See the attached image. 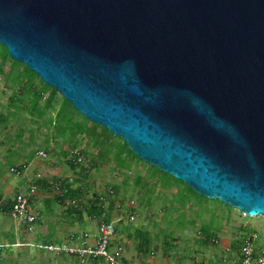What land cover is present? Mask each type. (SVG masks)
I'll return each instance as SVG.
<instances>
[{"label":"water","instance_id":"95a60500","mask_svg":"<svg viewBox=\"0 0 264 264\" xmlns=\"http://www.w3.org/2000/svg\"><path fill=\"white\" fill-rule=\"evenodd\" d=\"M0 44L143 163L264 216V0H0Z\"/></svg>","mask_w":264,"mask_h":264},{"label":"rangeland","instance_id":"374dc122","mask_svg":"<svg viewBox=\"0 0 264 264\" xmlns=\"http://www.w3.org/2000/svg\"><path fill=\"white\" fill-rule=\"evenodd\" d=\"M4 58H6L4 46L0 44V113L3 114L7 111V99L13 89L12 84L6 81L4 77L11 68V60L6 58L5 62H2ZM58 103L59 100L58 102L56 101L55 108L58 107ZM49 115L51 116V114ZM27 124H29L28 121ZM31 126L32 128L35 127L34 124ZM45 133L46 131L43 128L40 133L34 134V145L26 143L27 133L24 134L23 144H14L16 148L19 147L17 161L30 150L40 149L39 144L42 142ZM3 139L4 135L0 134V141ZM65 140L58 139L59 145L49 155L39 152L26 165L20 176L10 172V167L5 163L4 149L6 146L0 145V180L3 177L6 180V185L2 188V194L10 198L16 191L22 188L25 182H32L35 178H46L48 181H51L52 177H56L74 181L76 176L68 166L67 158L61 152H58L59 147L61 148L60 151L67 148L68 139ZM76 149L79 152L85 149L84 143H78ZM87 152L95 153V150L88 147ZM125 156L126 154L123 153V157ZM87 157L89 159L86 162L90 164L91 155L89 154ZM125 162L128 165L126 171L129 177L126 184H124L123 180L124 174L113 170L114 162L111 160L108 163H101L97 168L93 169L90 178L86 180L88 198L92 192L105 188L106 184L121 186L118 200L122 199L125 202L133 199L135 210L139 212L135 214L131 227L137 228L143 226L150 234H153L155 231H162L159 233L160 242H163L170 235L176 236L172 245L174 249H166L163 246L159 247L154 255H142L137 249L138 240L129 238L127 232H125L127 222L115 223V225L118 224L117 226L120 229L116 239L124 247L126 256L133 259L132 263L139 264V259L149 258L155 264H238V252L231 249V243L240 241L242 238L251 235H254L255 245L264 249V216H244L238 210L230 208L218 200H210L195 194L189 196L186 193H179L182 187H176L175 185L164 186V188L161 185L160 177L157 175L154 177L150 176L143 164L135 165L134 162H129L128 160ZM138 176H142L139 186L136 183ZM143 184H146L144 189H142ZM10 187L11 191L6 193L5 191H8ZM137 192L142 194V200L137 196ZM53 195L54 192L49 193L46 190H37V195H35L37 199L33 201L32 206L33 211L36 209V217L38 216L36 212L43 210L42 208L44 207L42 201V205L41 202L39 205L37 201L46 198L52 199ZM143 205L146 208L149 207L152 212L148 218L143 217L146 214ZM171 208L172 211L170 210ZM51 210V212H47L45 215L39 217L40 224L35 223L34 231L31 234H27L21 229L18 235H16L15 222L9 216L5 218L6 222L4 224L9 227V230L15 232V236L12 233L13 238H9L8 241L6 240V247L0 250V264H79L73 258H69L66 255H54L53 252L45 249V245L48 244L45 243L47 238H44L45 235L43 234L45 231L41 227L47 224L44 222L52 221L51 225L54 226V229L60 230L61 224L65 226L67 225L66 221L72 220L64 216L62 213L63 208L55 201L52 204ZM91 224L95 225V222L88 220L87 225L91 226ZM177 224H179V227ZM79 226L80 224L77 222L71 228L67 225V232L76 231L77 233H81ZM201 227L203 228L204 235L213 237L214 242L210 240L208 244L204 245L194 241L203 239L204 235L200 233ZM129 230V232L133 231V229ZM66 234L64 232L61 233L62 236ZM33 236L34 239H38H32Z\"/></svg>","mask_w":264,"mask_h":264},{"label":"trees","instance_id":"16d2710c","mask_svg":"<svg viewBox=\"0 0 264 264\" xmlns=\"http://www.w3.org/2000/svg\"><path fill=\"white\" fill-rule=\"evenodd\" d=\"M4 53L5 57L11 60V68L4 77L6 81L12 84L13 89L7 99L6 113H0V134L4 135V139L0 141V145L6 146L4 149L5 163L10 167V170H12L10 172L16 175L15 172L18 171V176H20L26 168V165L33 157H36L39 152L49 155L54 152V149L59 145L58 139H68L67 148L60 151L61 148L59 147L58 152H61L62 155L67 158V164L76 176L74 181L52 177L51 181H48L46 178H35L32 182H25L23 184L22 188L17 193L29 196L30 203H32L35 195H37V190H46L49 193L54 192L52 199L46 198L43 200L45 206L43 210L39 211L35 223L40 222L39 217L52 211L51 209L54 201L63 208L62 213L64 216L72 219L67 221L71 224L73 222L85 223L90 216L97 218L95 223L96 226L102 221L110 222L112 219V212L117 210V202H122V199L118 200L121 186L106 184L105 188L92 192L88 198L89 195L86 184V180L90 178L92 170L97 168L101 163H108L110 160L114 162L113 170L124 174V184L127 183L129 178L126 171L128 165L125 162L128 160L129 162H134L135 165L143 164L150 176L154 177L157 175L160 177V182L163 187L175 185L176 187H182L179 193H186L189 196L195 194L179 180L137 159L120 138L111 135L105 128L86 120L66 100L58 96L59 94L56 91L43 84V82L25 65L12 60L5 47ZM6 58H4L2 62H5ZM58 100V107L55 108L56 101L58 102ZM49 114H51V116ZM27 121L29 124H27ZM30 124H34L35 127L32 128ZM43 128L46 133L42 138V142L39 144L40 149L30 150L17 161L19 147L16 148L14 144H23L24 134L27 133L26 143L34 145V134L40 133ZM78 143H84L85 146V149L80 151V155L84 160L83 163H77L71 153L72 150L77 148ZM88 147L95 150V153L87 152ZM123 153L126 154L125 157H123ZM89 154L91 155V160H89L91 163L89 164L88 162L87 164L86 160L89 159L87 157ZM141 181L142 176H138L136 178L137 186L140 185ZM74 184H76V186H74ZM31 186L36 190L35 195H30ZM142 187V189H144L146 184H143ZM110 191H112V194L109 193ZM137 194L142 200V194L140 192H137ZM0 199L2 198L0 197ZM105 202L107 203L106 207L103 206ZM4 204L5 206L2 208V211L6 213L10 211L12 202L8 199ZM143 207L146 212L143 217L148 218L151 216L152 212L149 207L146 208L145 205H143ZM128 210L133 211L135 214L139 213L136 212L135 207ZM170 210L172 211V208ZM102 212H105L104 217H102ZM122 222L125 221L116 223L120 224ZM117 225H115L116 234L120 232ZM131 225V222L126 223L125 232H127L129 238L138 240L137 249L142 255H153L158 251L159 247L163 246L166 249H174L172 245L174 244L173 241H175L174 239H176V236L170 235L163 242H160L159 233L162 231H155L153 234H150L143 226L134 228L131 227ZM177 226L179 227V224H177ZM129 229H133V231L129 232ZM200 233L204 235L202 227ZM210 240L214 242L213 237L204 235L203 239L200 241H194L198 244L205 245L208 244ZM242 240L243 238L240 241L232 242L231 249L238 251L241 247ZM45 243L57 244L58 242H55L49 237ZM257 249L261 248L257 247ZM99 263H101V261L97 259L88 261L87 264Z\"/></svg>","mask_w":264,"mask_h":264},{"label":"built area","instance_id":"2783aa9c","mask_svg":"<svg viewBox=\"0 0 264 264\" xmlns=\"http://www.w3.org/2000/svg\"><path fill=\"white\" fill-rule=\"evenodd\" d=\"M71 153L77 163L84 162L79 150L74 149ZM15 174L18 176L19 172L17 171ZM109 193L112 194V191ZM35 194L36 190L31 186L30 195ZM134 204L133 200L122 201L121 203L117 202V210L114 212V219L110 222H99L97 225V240L93 245L88 244L86 237L83 236L78 241L72 237L60 244L45 245V249L53 252L54 255L74 257L80 264H87L88 261L97 259L101 261L99 264H126L124 259V247L116 239L115 223L119 221L132 222L135 218V213L128 209H133L135 207ZM103 206L106 207L107 203L105 202ZM10 216L17 226L25 233H33L36 216L32 209L29 196L20 193L15 194ZM104 216L105 212H102V217ZM88 220L96 223L97 218L90 216ZM253 237L254 235L243 238L241 247L237 251V261L239 264H264V249H257ZM2 248L3 245H0V250Z\"/></svg>","mask_w":264,"mask_h":264},{"label":"crops","instance_id":"0c3cea01","mask_svg":"<svg viewBox=\"0 0 264 264\" xmlns=\"http://www.w3.org/2000/svg\"><path fill=\"white\" fill-rule=\"evenodd\" d=\"M1 183H0V197L2 198V199H0V204H1V202H2V204L0 205V245H3V248L4 247H6V240L8 241L9 240V238H13V236H12V233H13V235L15 236V232L14 231H11V230H9V227L8 226H6L5 224H4V222H6L5 221V218L7 217L8 218V216H9V218L10 219H12L11 218V216H10V211H7L6 213H4L3 211H2V208L5 206V201L6 200H8L9 199V201H11V202H13V198H14V196H15V194L18 192V191H16L15 193H14V195L12 196V197H10V198H7L6 197V195L4 196L3 194H2V188H4V186L6 185V180H5V178L3 177V178H1ZM3 181V182H2ZM11 191V187H10V189L8 190V191H5L6 193H8V192H10ZM37 199V196H35V198H34V200L33 201H35ZM33 201H32V203H31V206H33ZM43 202L44 203V206H45V202L43 201V200H38L37 201V203L40 205V202ZM41 202V205L43 204ZM10 207V206H9ZM44 208V207H43ZM42 208V209H43ZM11 210V209H10ZM36 210V209H35ZM35 210H34V213H35ZM36 213H39V210H38V212H36ZM9 214V215H8ZM36 215V214H35ZM113 215H114V212H112V214H111V218L113 219ZM38 217V216H37ZM111 219V220H112ZM12 221L13 222H15L13 219H12ZM51 222L52 221H45L44 223H47L46 225H44V226H41L42 228H44V234L43 235H45V237L44 238H51V239H53L55 242H60V243H62V242H65V241H67V240H69L70 238H75V240L76 241H78L81 237H83V236H85L86 237V239H87V242H88V244H91V245H93L94 243H96V240H97V226H96V224L95 225H93V224H91V226H88L87 225V222H85V223H80V222H77V223H79L80 224V230H81V233H77L76 231H73V232H67V225L71 228V227H73L74 226V224L76 223V222H73L72 224L71 223H69V222H67V225H65V226H63L62 224H61V226H60V230H58V229H54V226L53 225H51ZM126 222V221H125ZM36 224H40V222L39 223H36ZM15 225H16V229L15 230H17V232H16V235H18V233H19V231L21 230V228L20 227H18L17 226V224L15 223ZM57 228V227H56ZM71 230V229H70ZM52 231V232H51ZM62 232H64V234L65 233H67L66 235H64V236H62L61 235V233ZM59 237V238H58ZM116 237H117V234H116ZM11 238V239H12ZM32 239H34V236L32 237ZM36 239H38V238H36ZM36 239H34V240H36ZM33 241V240H32ZM34 242V241H33ZM8 243V242H7ZM60 243H57V244H60ZM154 255V254H153ZM69 258H73V257H69ZM74 259V258H73ZM124 259H125V262L127 263V264H135V263H132L133 262V259L132 258H128L127 256H126V254H125V252H124ZM75 261H76V263H79V261L77 260V259H74ZM152 260L151 259H149V258H145V259H139V264H155L154 262H151ZM80 264V263H79Z\"/></svg>","mask_w":264,"mask_h":264}]
</instances>
